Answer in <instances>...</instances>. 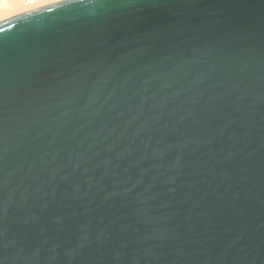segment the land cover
I'll return each instance as SVG.
<instances>
[{"label":"water","instance_id":"water-1","mask_svg":"<svg viewBox=\"0 0 264 264\" xmlns=\"http://www.w3.org/2000/svg\"><path fill=\"white\" fill-rule=\"evenodd\" d=\"M0 264H264V0L0 20Z\"/></svg>","mask_w":264,"mask_h":264},{"label":"bare ground","instance_id":"bare-ground-1","mask_svg":"<svg viewBox=\"0 0 264 264\" xmlns=\"http://www.w3.org/2000/svg\"><path fill=\"white\" fill-rule=\"evenodd\" d=\"M60 0H0V20Z\"/></svg>","mask_w":264,"mask_h":264}]
</instances>
